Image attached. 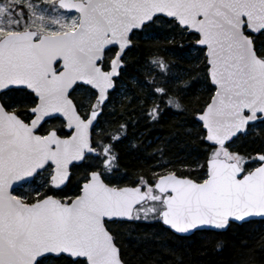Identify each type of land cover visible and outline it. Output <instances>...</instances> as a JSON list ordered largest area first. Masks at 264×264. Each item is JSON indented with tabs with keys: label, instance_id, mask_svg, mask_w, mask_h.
Segmentation results:
<instances>
[{
	"label": "snow or ice",
	"instance_id": "obj_1",
	"mask_svg": "<svg viewBox=\"0 0 264 264\" xmlns=\"http://www.w3.org/2000/svg\"><path fill=\"white\" fill-rule=\"evenodd\" d=\"M155 26L195 41L206 95L184 102L153 53L117 113L132 35ZM257 37L264 0H0V264H127L117 222L177 237L264 222V129L250 153L234 145L264 122ZM133 100L148 122L188 110L200 159L115 177Z\"/></svg>",
	"mask_w": 264,
	"mask_h": 264
},
{
	"label": "trees",
	"instance_id": "obj_2",
	"mask_svg": "<svg viewBox=\"0 0 264 264\" xmlns=\"http://www.w3.org/2000/svg\"><path fill=\"white\" fill-rule=\"evenodd\" d=\"M165 26H155L148 32L133 33L132 45L125 53L126 66L116 80V90L111 93L109 104L120 111L125 96L135 91L133 77H142V65L151 54L163 56L169 63L168 85L183 101H195L206 95L203 75L195 67L197 46L190 37L170 39ZM264 37H257V41ZM120 83L125 92L117 94ZM130 89L132 91H130ZM136 104L128 105L127 133L115 144L118 168L115 177L121 182L132 178L139 169L147 170L155 160L166 159L170 166L199 160L202 147L192 133L195 125L190 121L186 109L170 108L163 111L155 122L141 118L139 112L132 113ZM106 111L100 117L103 123ZM99 126V125H98ZM264 122L252 125L246 136L238 137L234 145L241 151L251 152L259 146ZM158 151L153 153V150ZM116 182V180H113ZM111 228L117 235L121 253L127 264H264V222L230 224L223 231H203L189 236H173L160 222L138 221L114 223ZM220 244V247H217Z\"/></svg>",
	"mask_w": 264,
	"mask_h": 264
},
{
	"label": "rangeland",
	"instance_id": "obj_3",
	"mask_svg": "<svg viewBox=\"0 0 264 264\" xmlns=\"http://www.w3.org/2000/svg\"><path fill=\"white\" fill-rule=\"evenodd\" d=\"M118 89H119V90H118L117 94L124 93V92H125V86H124V84L120 83Z\"/></svg>",
	"mask_w": 264,
	"mask_h": 264
},
{
	"label": "water",
	"instance_id": "obj_4",
	"mask_svg": "<svg viewBox=\"0 0 264 264\" xmlns=\"http://www.w3.org/2000/svg\"><path fill=\"white\" fill-rule=\"evenodd\" d=\"M198 47V46H197ZM130 48V47H129ZM128 48V49H129ZM254 125V124H253ZM229 226V225H228ZM228 226L223 230V231H225L227 228H228ZM223 231H219V232H223ZM184 236H189V235H184Z\"/></svg>",
	"mask_w": 264,
	"mask_h": 264
}]
</instances>
